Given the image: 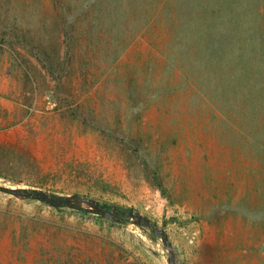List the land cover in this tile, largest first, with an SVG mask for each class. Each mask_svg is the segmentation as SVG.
<instances>
[{
    "label": "rangeland",
    "instance_id": "374dc122",
    "mask_svg": "<svg viewBox=\"0 0 264 264\" xmlns=\"http://www.w3.org/2000/svg\"><path fill=\"white\" fill-rule=\"evenodd\" d=\"M0 145V185L175 252L0 193V264H264V0H0Z\"/></svg>",
    "mask_w": 264,
    "mask_h": 264
},
{
    "label": "water",
    "instance_id": "95a60500",
    "mask_svg": "<svg viewBox=\"0 0 264 264\" xmlns=\"http://www.w3.org/2000/svg\"><path fill=\"white\" fill-rule=\"evenodd\" d=\"M0 193L11 195L16 198L42 201L54 207H72L75 203L85 204L89 206V209H81L83 212L93 213L112 222L124 221V219H118L119 216L123 218H129L132 224L147 228L152 234L159 236L163 241V244L168 248L170 259L172 260V262L174 260L175 252L173 244L170 242L167 232L165 230H159L154 225L152 220L143 216L140 212L136 210L125 212L119 210L117 206L111 207L108 204H103L98 200L89 197L81 195H74L70 197H58L53 196L43 190L34 188H15L0 185Z\"/></svg>",
    "mask_w": 264,
    "mask_h": 264
},
{
    "label": "trees",
    "instance_id": "16d2710c",
    "mask_svg": "<svg viewBox=\"0 0 264 264\" xmlns=\"http://www.w3.org/2000/svg\"><path fill=\"white\" fill-rule=\"evenodd\" d=\"M11 153H13L12 150H9V148L6 147V145H0V178H2V179H5V178H6V177L4 176L5 174L3 173L5 167H9V166L11 165V164L9 163L8 158H7L8 156L11 155ZM32 187H35V186H32ZM160 189H161L163 195H164L165 197H168V196H166V195H167L166 190H165L161 185H160ZM118 208H119V210H121V211H125V212H128V211H131V210H132V209L128 210V209H125V208H122V209H121L120 207H118ZM97 218L100 219V217H97ZM154 225L156 226L155 223H154ZM149 237H150V239H152V240L157 239V236L154 235V234H152V233L149 234ZM49 260H50V254H46L45 257L42 256V257L40 258V261H41L42 263H44V264H47Z\"/></svg>",
    "mask_w": 264,
    "mask_h": 264
},
{
    "label": "flooded vegetation",
    "instance_id": "af4514ba",
    "mask_svg": "<svg viewBox=\"0 0 264 264\" xmlns=\"http://www.w3.org/2000/svg\"><path fill=\"white\" fill-rule=\"evenodd\" d=\"M118 219H121V220H123L124 218H123V217H121V216H119V217H118Z\"/></svg>",
    "mask_w": 264,
    "mask_h": 264
}]
</instances>
